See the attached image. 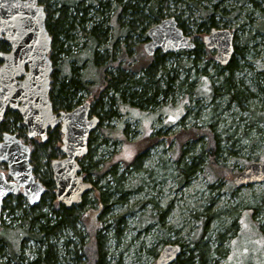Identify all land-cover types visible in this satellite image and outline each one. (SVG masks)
Here are the masks:
<instances>
[{
  "label": "rangeland",
  "instance_id": "rangeland-1",
  "mask_svg": "<svg viewBox=\"0 0 264 264\" xmlns=\"http://www.w3.org/2000/svg\"><path fill=\"white\" fill-rule=\"evenodd\" d=\"M45 1L52 5L51 8H57L61 0ZM138 1L143 7L142 14L147 15L149 3L144 6L143 0ZM72 2L74 5L80 2L83 11L75 18L70 52L83 58L89 55V63H85L88 90L79 93V104L87 101L90 107L95 105L100 91L97 70L93 68L95 59L90 51V45L95 44L88 38V31L96 24L99 31L105 32L104 42L94 49L103 56L101 62L106 65L103 69L111 73L122 69L126 73L130 69L136 79L151 77L145 76V68L155 57L147 56L143 45L148 29L163 19L175 18L191 41L203 45L193 65V56L187 50L156 63L151 80L163 85L164 66L175 81H185L182 90L175 89L166 98L158 97L154 107L139 108L127 101L121 102L117 114L100 119L91 134L92 141L88 145L91 162L88 159L79 161L84 167L91 163L97 170L105 165H116L115 176L124 191L122 194L113 192L116 184L107 175L95 185L96 189L112 193L106 211L94 203L92 190L85 197L92 209L87 213L86 208L82 215L94 214L88 217L86 225L92 233L101 230L108 264H115L117 260L121 264H156L158 254L166 245H176L179 251L188 253L195 249L198 240L206 242L209 255L216 250L222 254L216 256L217 264H264V182L243 188H236L233 183V177L247 164L264 163V119L252 120V113L264 117V13L257 10V4L264 7V0H252L253 3L250 0H165L155 23L138 25L134 32L126 28L128 21L133 19L128 13L118 17L127 0ZM70 12L75 16L73 9ZM212 29L229 30L233 46L239 51L234 56L236 64L231 72L235 87L241 92L237 93L239 103L229 101L220 87L223 76L228 73L214 60L216 50L204 46L203 37ZM126 35L131 41L128 48L124 41ZM112 42L116 44L113 50ZM105 51L112 52L110 65L104 59L109 54ZM123 52L132 59L122 58ZM58 56L60 61L65 57L64 54ZM190 83L188 91L186 86ZM212 87H218L215 94H212ZM97 115L102 116L99 112ZM207 130L216 134L215 158L208 151ZM142 150L145 155L139 165L126 168ZM211 158L227 170L225 175L214 173L219 169L214 171ZM191 163L193 171L186 177L176 169V166ZM0 171L6 175V167ZM86 171L91 173V166ZM80 175L84 174L80 172ZM24 200L22 207L27 209L29 204ZM53 207L52 199L45 198L39 210L51 216ZM22 215L20 210L5 209L1 213L0 231L6 227L15 233V228L22 224ZM234 217L237 230L230 239L232 231L228 232L227 228ZM113 218H121L118 233ZM236 228L232 226L234 231ZM77 230L83 235L81 226ZM7 233L5 237L11 241ZM62 236L68 237L71 250L78 240L76 234L64 232ZM14 243L17 245L18 240L14 239ZM35 249L36 245L27 241L20 252L24 258L31 259ZM58 251L60 264H73V255L64 252L61 242ZM7 259L8 251L3 249L0 261ZM213 260L211 257L207 264H215Z\"/></svg>",
  "mask_w": 264,
  "mask_h": 264
},
{
  "label": "trees",
  "instance_id": "trees-1",
  "mask_svg": "<svg viewBox=\"0 0 264 264\" xmlns=\"http://www.w3.org/2000/svg\"><path fill=\"white\" fill-rule=\"evenodd\" d=\"M37 1L44 7L46 13L45 27L49 35L51 36V50L49 52V58L52 62L53 68L50 76L48 98L51 102V106L54 112L70 111L79 104V93L82 91H87L89 85L85 74L87 67L85 63H89V55L87 56V58H83L82 56H75L70 52V46L74 40V37L71 35V31L75 29V18L78 13L83 11V8L81 7L80 2L78 4H75L76 6L72 4L73 0H61L60 6L57 8H51L52 5L47 3V1L45 0ZM53 1L56 2V0ZM127 1L128 2L120 8L118 17L122 16L121 14L128 13L129 16L133 18L128 21V24H126V28L129 29V32H134L138 25L144 24L145 26L148 23H155V20L160 16L161 8H163L164 4L162 3L165 2V0H143L142 2L144 6L146 2L149 3V6L147 8L148 14L143 15L141 11L143 10V7H140V1ZM250 1L251 3H253L252 0ZM254 4L256 5V3ZM257 6L259 8L256 9L259 12L264 13V7H260L258 4ZM214 7H216V5ZM70 9L74 10L75 16L70 12ZM54 14H56V17H54ZM209 19V22L211 23L210 25L213 27L214 23L212 22L210 17ZM96 25L88 31V38L92 40L93 44H95L94 46L90 45V51H92L91 54L95 59L93 68L97 70V82H99L97 83V86L99 87L98 91L100 90L95 100L96 104L90 107V114H94V116L98 118V124H100V119H104L110 116L114 117L117 114L116 111L119 108L118 106L121 102L127 101L139 108L147 106L154 107L157 105L156 100L158 97L166 98L171 93H173L175 89L182 90L185 81H175L174 77L169 76V71H167L164 66L162 67V72L165 76L163 85L161 86L159 84V81L151 80L156 71V63L162 62L164 58L174 56V53L158 54L159 52H156L153 56L155 58L145 68V76H151L146 77L147 80L145 77L136 79L130 69L126 73L123 69L121 71L116 70L115 73L107 72L105 69H103L106 68V65H103L101 62L103 56H100L97 52H95L94 49L100 42H104L105 32L102 33L101 30L99 31ZM83 32L84 35H86L85 30H83ZM145 40H147V38ZM124 41L128 48V46L131 45L129 35L124 36ZM194 44L195 47L192 50H187V53L193 56L192 65L196 63L203 46L201 42H194ZM115 46L116 44L112 42V50ZM8 51V43L5 40H1L0 53H5ZM105 52L109 54L107 57H104V59L110 65L113 59L112 52ZM238 52L239 51L237 50V48H234V54L232 55L229 63L225 66H220L221 70H226L228 73V75L223 76L220 87L228 96L229 101H236L237 103H239L240 101L237 98V93L241 94V92L236 89L231 72L234 65L236 64L234 56ZM176 53L179 54V52ZM60 54L65 55V57L62 58L61 61L57 60L59 57L58 55ZM121 57L128 59V61L132 59L129 55H127V53L124 52L122 53ZM149 58L151 59V57ZM56 61L57 64L55 63ZM190 86H192V83L186 86L187 90L190 88ZM262 87H264V84L262 85ZM217 88L218 87H212V94H215L217 92ZM105 107L109 108L108 112L104 111ZM98 112L102 114L101 117L97 115ZM252 114V120L264 119L263 116L257 115V113ZM4 132L14 133L22 142L29 145L32 173L35 179L45 187L46 191L38 204L32 206L28 205L27 209H24L22 207L24 206L25 200L21 195V192H19L15 196H9L3 201L1 212H3L5 209H8L12 212L13 210H20L23 214V218L21 219L22 224L15 228V233L11 232L14 230H8L6 227L1 228L0 255L3 254V249H6L8 251V259L5 262L0 261V264H60L58 251L59 242H61V246L66 254L73 255V264H108L106 260L107 253L104 249V237L100 233L101 230L92 233L91 231H89L90 229L86 225L88 217H91L94 214L82 215V213H85L88 209H92V207H88L89 205L85 200L87 194L83 197L82 202L79 205L72 206L69 209L65 208L54 197L55 189L52 182L49 166L52 160L60 159L63 157L61 152L62 134L59 128L50 130L47 133V138L44 142H42L38 138L34 140H28L26 136V130L22 125L21 117L18 112L6 109L3 115V119L0 122V139ZM206 134L209 135L210 142V145L208 144V151L209 153H212L211 155L215 158V152H217L218 148L216 134L209 130H207ZM89 141H92L91 135L88 139V145ZM144 155L145 151L142 150L140 153L136 154L132 162L130 164H127L125 167L127 168L128 165L138 166L141 158ZM86 159L91 162L88 151L84 157L79 159V161H84ZM216 162L211 158V163L213 164L214 171L215 169L220 170H216V172L214 173L217 176L225 175L227 173V170L219 167ZM79 166L80 172L84 174L83 178L86 181L90 182L92 185L91 190L94 192V203L100 205L101 207H103V210L106 211V207L108 202L110 201L109 198L112 196V193L101 190V188L96 189L95 185L98 180H101L107 175H110V177L116 184V189H114L113 192H124L121 188V184L119 183V178L117 179L115 176L116 165H105L102 170H97L96 167L91 163L84 167L82 165V162L81 164L79 162ZM89 166H91L92 168L91 173H87L86 171ZM193 167L194 165L191 163L183 167L176 166V169H178L180 174L186 177L189 173H191V171H193ZM42 168H46L44 172L42 171ZM0 169L5 170L3 164H0ZM91 175L94 176V179L91 178ZM126 192H129L128 188ZM45 198H49L50 200L52 199V203L54 202V207L50 212L51 216L43 214L39 210L40 206L44 204ZM92 204L93 203H91V205ZM86 208L87 210L85 211ZM89 210L87 211V213H89ZM120 221L121 218L112 219L117 233ZM206 222H204L205 225ZM205 225L202 227H205ZM78 226H81L83 228V235L78 232ZM232 226H235L236 228L235 217L233 218L231 225L227 228L228 232L232 231L230 239L231 237H234L236 235L237 230L236 228L234 231L232 229ZM7 232H11L12 235L11 233ZM64 232H73L76 234L75 237L78 239L76 242L77 246L75 245L70 248L72 251L69 250V247H71L72 245L71 242H69L68 237L62 236ZM6 233L12 238L11 241L9 238L6 239ZM14 239L18 240L17 245L14 243ZM27 241H31L36 245L34 255L31 259L24 258L22 256V253L20 252L21 248L24 247L25 242ZM218 241H220L219 237ZM18 248L19 253L17 252ZM193 251H195L196 253L193 254ZM224 255L226 256V254ZM216 256L220 257L222 256V254L218 250H216L214 254L209 255V250L206 246V242L198 240L197 242H195L194 250L190 249L188 253H183V251L180 250L176 259L171 264H207L208 262H210L211 257L214 258L212 262L215 261V264H217L218 262ZM115 264L121 263L119 260H117Z\"/></svg>",
  "mask_w": 264,
  "mask_h": 264
},
{
  "label": "water",
  "instance_id": "water-1",
  "mask_svg": "<svg viewBox=\"0 0 264 264\" xmlns=\"http://www.w3.org/2000/svg\"><path fill=\"white\" fill-rule=\"evenodd\" d=\"M46 13L37 0H0V41L9 51L0 53V122L6 109L18 112L28 140L44 142L50 130L62 134L63 157L50 163L54 194L65 208L79 205L92 189L80 175L79 159L88 151V139L99 120L90 114V103L83 102L70 111L54 112L48 98L52 62L49 58L51 36L45 27ZM143 50L147 56L192 50L195 47L173 17L163 19L146 32ZM206 49L216 50L214 60L225 66L234 54L233 35L227 29H212L203 37ZM0 227L1 206L19 192L30 206L39 203L45 187L35 179L30 164V147L14 133L4 132L0 139ZM264 182V163L247 164L233 177L236 188ZM179 247L166 245L156 264H171Z\"/></svg>",
  "mask_w": 264,
  "mask_h": 264
},
{
  "label": "flooded vegetation",
  "instance_id": "flooded-vegetation-1",
  "mask_svg": "<svg viewBox=\"0 0 264 264\" xmlns=\"http://www.w3.org/2000/svg\"><path fill=\"white\" fill-rule=\"evenodd\" d=\"M7 199V198H6ZM2 207V206H1ZM2 213V212H1Z\"/></svg>",
  "mask_w": 264,
  "mask_h": 264
}]
</instances>
